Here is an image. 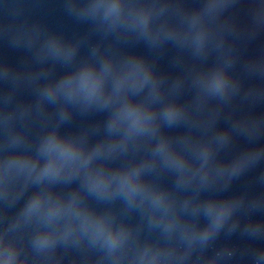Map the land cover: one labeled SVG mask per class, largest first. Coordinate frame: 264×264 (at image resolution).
I'll return each mask as SVG.
<instances>
[{
    "label": "clouds",
    "instance_id": "9594fccd",
    "mask_svg": "<svg viewBox=\"0 0 264 264\" xmlns=\"http://www.w3.org/2000/svg\"><path fill=\"white\" fill-rule=\"evenodd\" d=\"M240 2L63 0L69 16L93 26L78 38L32 20L39 0L0 3V39L30 53L20 67L0 62V264L264 261V247L226 243L208 253L221 233L264 241V218H254L264 192L205 195L264 161V145L220 158L235 138L264 135V114L237 112L264 103V83L244 85L245 76L264 81V54L235 72L238 44L264 30V0H249L244 24L226 15ZM93 33L100 39L90 43ZM140 41L153 58L122 50ZM169 44L174 76L156 63ZM23 88L34 100L14 103ZM185 89L193 93L186 101ZM94 113L106 118L61 131ZM176 128L183 131H167Z\"/></svg>",
    "mask_w": 264,
    "mask_h": 264
}]
</instances>
